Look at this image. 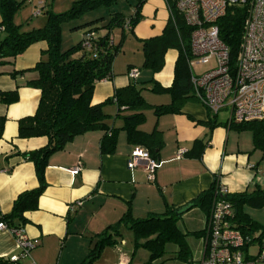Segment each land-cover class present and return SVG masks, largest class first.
<instances>
[{"label":"crops","instance_id":"crops-1","mask_svg":"<svg viewBox=\"0 0 264 264\" xmlns=\"http://www.w3.org/2000/svg\"><path fill=\"white\" fill-rule=\"evenodd\" d=\"M38 10L40 13L36 14ZM47 10L40 2V8L30 9L25 18L28 20L32 12L35 15L32 21L24 23L17 16L18 11L13 21L25 30L39 28L45 23ZM168 18L165 0H147L142 5L141 19L131 34L124 32L121 51L113 59L112 78L95 84L92 104L103 102L116 88L130 83L137 87H150L154 81L165 87L171 84L177 50L165 51L158 72L142 66L143 40L161 35ZM121 36L122 32L115 30L113 41L119 42ZM46 48L45 41H38L14 59L0 62V92L16 90L18 95L15 102L0 101V214L11 211L20 192L38 185L33 163L19 153L38 149L47 139L18 137V120L33 115L37 108L40 91L27 83L37 76L33 68ZM134 68L138 70L136 79L128 76ZM13 70L18 72L14 76ZM141 94L152 105L169 101L167 95L147 89ZM104 112L110 116L109 123L117 127L123 124L121 118L114 117L117 112L114 103L107 104ZM121 114L129 111L124 109ZM144 114L138 128L158 132L162 140L154 180L147 181L143 166L132 170L127 167L128 155L139 145L128 141L125 130L118 131L112 152L100 151L101 131L76 136L48 158L46 187L39 197L38 208L25 213L28 222L22 226L34 247L19 264L27 260V264H79L96 235L117 223L125 212L129 211L133 217H146L164 213L167 205L174 209L182 207L209 189L215 180L228 194L264 189V150L256 148L248 136L243 137L245 133L229 126L228 108L213 115L202 102L190 100L176 113L155 115L151 108H146ZM179 149L185 152L177 159ZM77 166L79 169L75 171ZM71 206L74 211H70ZM245 209L246 206L243 210L250 215ZM16 254L14 235L0 229V260Z\"/></svg>","mask_w":264,"mask_h":264},{"label":"trees","instance_id":"trees-1","mask_svg":"<svg viewBox=\"0 0 264 264\" xmlns=\"http://www.w3.org/2000/svg\"><path fill=\"white\" fill-rule=\"evenodd\" d=\"M146 1L135 0L133 10L128 16L116 11L109 13L108 17L99 14L79 21L77 19L83 18L87 12L101 6L109 7L117 0H77L64 12L55 13L47 10L42 27L25 30L23 25L13 21L15 13L25 0H0V27L4 28L0 31V62L14 59L35 42L47 43L46 50L42 52L41 58L33 68L37 76L27 83L40 91L37 108L33 115L18 120V137L43 136L47 139L44 146L19 153L24 160L33 163L38 185L20 192L13 200L11 211L0 214V221L7 226L20 227L28 222L25 213L38 208L39 197L46 187L44 174L49 156L62 150L76 136L101 131L100 151L112 152L116 145L117 133L123 129L126 131L128 141L144 147L151 157L157 159L158 149L162 145L159 133L145 132L138 128L145 119L144 109L151 108L155 115L176 113L181 110L184 102L197 100L191 84L189 65L192 59L191 28L185 25L171 1L167 0L170 6L169 18L162 34L142 42L144 56L142 66L158 72L163 66L165 51L171 48L177 50L171 84L165 87L154 81L150 87H137L135 83H130L125 87L116 88L112 96L103 102L91 103L95 84L103 79L112 78L113 59L121 51L124 32L131 34L133 27L141 19V8ZM245 16L244 7L232 6L217 20L219 38L228 48L231 60L235 58L240 46ZM67 20L78 21L71 29H80L82 35L79 42L62 49L61 25ZM115 29L122 32L117 43L113 41ZM17 73L14 70L11 72L13 76ZM143 89L154 94L167 95L168 103L159 105L148 103L141 94ZM17 97L16 90L0 92V101L7 104L15 102ZM111 103L117 107L114 117L123 120L121 126L117 127L108 122L110 116L104 112V107ZM124 109L128 110L129 114H121ZM229 126L238 131L251 130L255 147L264 150V122L251 121L240 124L230 122ZM216 188L215 180L209 189L201 192L190 202L193 204L192 208L201 209L206 218L213 199L219 196L215 193ZM222 197L233 205L235 214L232 223L236 229L244 235H249L252 240L264 236V225L258 224L243 210L246 205L264 207V189L257 187L252 192L227 193ZM180 218L181 216H175V209L169 205L166 206L164 213L146 217H133L127 211L117 223L96 235L86 257L79 264H98L103 247L116 246L121 240L123 229L132 233L135 249L142 247L148 251V260L143 264H157L154 261L165 254L169 244L176 247V259L186 263L193 262L187 237L202 236L204 228L198 231H182L177 225ZM256 229L261 230L258 236L251 233ZM0 264L19 263L0 260Z\"/></svg>","mask_w":264,"mask_h":264},{"label":"built area","instance_id":"built-area-1","mask_svg":"<svg viewBox=\"0 0 264 264\" xmlns=\"http://www.w3.org/2000/svg\"><path fill=\"white\" fill-rule=\"evenodd\" d=\"M169 1L191 28L190 69L192 62L207 63L210 59L215 62V67L204 74L195 75L191 69V84L197 100L213 115L228 108L229 121L236 124L264 122V0ZM232 6L244 7L246 11L240 46L233 60L219 38L217 26V20ZM167 7L169 10L168 3ZM3 30L1 26L0 31ZM137 75L136 68L128 72L130 78L136 79ZM184 152L179 149L176 158H181ZM137 166H143L147 181L152 182L159 162L147 149L137 146L128 155L127 167L132 170ZM78 169L79 166L74 170ZM215 193L219 196L213 199L205 221L203 252L197 264H259L264 261V245L254 257L246 253L253 240L233 226L235 210L232 203L222 197L227 194L225 187L217 184ZM74 209L70 207V211ZM0 229L8 230L15 237L18 254L9 257V261L18 263L29 255L34 245L22 226L9 227L0 221Z\"/></svg>","mask_w":264,"mask_h":264},{"label":"rangeland","instance_id":"rangeland-1","mask_svg":"<svg viewBox=\"0 0 264 264\" xmlns=\"http://www.w3.org/2000/svg\"><path fill=\"white\" fill-rule=\"evenodd\" d=\"M20 1V0H18ZM77 0H25V3L18 10L17 16L23 20L25 23L30 19L32 21L34 18V13H30L31 16L26 20V16L30 9L35 8L37 10L40 8V2L48 10H53L55 13H60L68 10L72 4ZM135 0H117L116 3L112 4L109 7L101 6L97 9L87 12L84 14L81 19H88L91 15L102 14L105 17L109 16L111 12H122L126 16L130 15L133 10V4ZM21 13V15L19 14ZM45 15V14H43ZM26 20V21H25ZM29 21V22H30ZM78 21H64L61 27V48L67 49L70 46L76 44L79 40L80 29H71L74 24ZM116 31L118 29H115ZM114 30V31H115ZM215 67L214 59H210L207 63H191V69L195 75L204 74L209 70ZM204 105V104H203ZM205 106V105H204ZM206 107V106H205ZM207 108V107H206ZM234 131H238L234 129ZM238 132H243V137L248 136L253 144V135L252 131L248 129H243ZM246 212L250 213L252 219H254L258 224L264 225V207H253L246 205ZM205 222V213L198 207H193L187 212L181 215V218L178 220L177 225L182 231H198L204 228ZM255 236H258L261 233L260 229L251 231ZM132 233L129 230H124L121 240L116 246L107 245L104 246L99 259L98 264H143L148 260L149 253L142 247L135 249L132 242ZM187 242L191 250V255L193 262L186 263L175 258L176 247L172 244L167 245L165 254L158 260H155L154 263L159 264H197L202 257L203 252V242L202 236L190 235L187 237ZM264 245V237L261 239H254L246 248V253L248 255L256 256L259 254L261 246ZM9 259V258H8ZM24 259V258H23ZM20 261V260H19ZM18 261V263H19ZM28 261V260H27ZM27 261L20 264H27Z\"/></svg>","mask_w":264,"mask_h":264},{"label":"water","instance_id":"water-1","mask_svg":"<svg viewBox=\"0 0 264 264\" xmlns=\"http://www.w3.org/2000/svg\"><path fill=\"white\" fill-rule=\"evenodd\" d=\"M193 204L192 203H187L186 205L176 208L175 209V216L180 217L183 213L187 212L192 208Z\"/></svg>","mask_w":264,"mask_h":264}]
</instances>
